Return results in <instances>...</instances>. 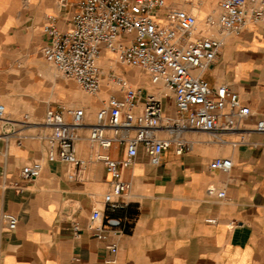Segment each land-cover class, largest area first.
Wrapping results in <instances>:
<instances>
[{
  "label": "crops",
  "instance_id": "1",
  "mask_svg": "<svg viewBox=\"0 0 264 264\" xmlns=\"http://www.w3.org/2000/svg\"><path fill=\"white\" fill-rule=\"evenodd\" d=\"M8 1L0 7V91L11 110L20 99L21 83L33 78L22 67L40 59L48 14H56L58 26L67 29L75 10L56 0ZM220 35L222 48L204 75L212 84L228 83L239 92L252 110L243 124L254 127L264 117V18ZM125 69L128 73L127 66L118 67L128 76ZM86 105L92 121L99 102L90 99ZM9 117L0 119V132L8 133L0 140V264H264V131L233 132L228 142L190 131L192 149L180 155L169 148L159 164L140 148L124 169L132 182L125 229H106L102 239L89 224L110 175L93 158L89 128L81 129L78 141L79 155L88 164L77 169L47 160L48 126L31 133L28 124ZM111 151L122 154L117 145ZM217 156H230L233 168H211ZM34 159L44 161L41 175L21 178L22 166ZM211 184L226 190V196L209 193ZM5 210L17 214L15 229L6 227ZM109 242L117 244L116 252Z\"/></svg>",
  "mask_w": 264,
  "mask_h": 264
},
{
  "label": "built area",
  "instance_id": "2",
  "mask_svg": "<svg viewBox=\"0 0 264 264\" xmlns=\"http://www.w3.org/2000/svg\"><path fill=\"white\" fill-rule=\"evenodd\" d=\"M56 1L74 8L73 24L61 29L57 15L48 14L43 57L90 95H98L106 86L107 96L92 121L87 120V105L56 102L46 108L38 123L50 128L47 160L77 169L88 164L79 155L78 141L81 129L89 128V142L96 148L93 158L103 162L110 175L102 205L94 208L89 224L99 238H107L106 229H125L132 182L124 169L134 163L140 148L151 162L159 164L169 148L180 155L192 149L190 131H203L218 142H228L227 134L233 132L264 131V117L254 127L243 124L252 110L238 91L228 83L212 84L204 75L222 48L220 34L241 31L248 22L264 18V0H217V14L208 13L204 19L193 9L168 0ZM106 61L140 67L153 84H162L167 91L128 84L127 75L111 64L106 71ZM0 119H11L1 93ZM6 135L0 132V140ZM116 145L122 149L119 156L111 151ZM209 166L227 172L234 161L230 156H217ZM43 167L42 159L31 160L22 166L20 176L35 179ZM208 191L226 196V190L213 184ZM1 217L8 229L17 227V214L5 210ZM107 246L118 250L115 242Z\"/></svg>",
  "mask_w": 264,
  "mask_h": 264
},
{
  "label": "rangeland",
  "instance_id": "3",
  "mask_svg": "<svg viewBox=\"0 0 264 264\" xmlns=\"http://www.w3.org/2000/svg\"><path fill=\"white\" fill-rule=\"evenodd\" d=\"M217 0H168V2L186 6L189 9H193L198 13L201 19H204L208 13L217 14ZM0 7L7 6L8 0H2ZM38 57L40 58L37 63H34L33 67L27 66L25 63L23 69L26 75H31L33 78H25V82L21 83L20 99L17 101V106L14 109L8 110V116L19 120L22 123L28 124L25 128H28L31 133L39 132L42 124L38 122L42 121L46 108L53 103L63 102L78 105H86L90 99H94L99 102V106L102 104L100 97H105L106 92L101 91L98 95H90L84 89H82L74 79L66 78L61 75L55 66L48 62L39 52ZM114 67L117 72L119 64L111 63L106 61V71H108L110 65ZM125 73L128 74V84L131 85H147L152 87L153 90L159 91L160 89L166 90L162 84H153L150 80V75L144 69L136 66H127ZM28 70V71H26ZM138 78L144 80L138 81ZM106 88V86H104ZM77 92L82 95L79 100L72 98V92ZM0 93H2L0 91ZM7 104V103H6ZM8 106V104H7ZM98 108V107H97ZM33 121V122H30Z\"/></svg>",
  "mask_w": 264,
  "mask_h": 264
},
{
  "label": "bare ground",
  "instance_id": "4",
  "mask_svg": "<svg viewBox=\"0 0 264 264\" xmlns=\"http://www.w3.org/2000/svg\"><path fill=\"white\" fill-rule=\"evenodd\" d=\"M137 80L140 81V83H142L141 81H143L144 79L143 78H138ZM149 88H150V90L155 91V90L152 89V87H149ZM104 89H105V87H104ZM105 90L107 91V89H105ZM71 95H72V98H74L73 101L79 100V99L82 98V95H80L79 93L74 92V91L72 92ZM91 101H92L93 104H96L97 103V101L94 100V99H91ZM30 122H33V121H30Z\"/></svg>",
  "mask_w": 264,
  "mask_h": 264
}]
</instances>
